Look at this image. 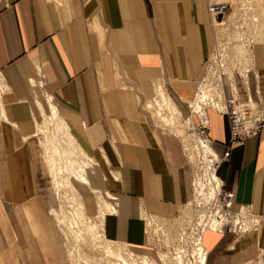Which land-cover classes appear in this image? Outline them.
<instances>
[{"label":"crops","instance_id":"0c3cea01","mask_svg":"<svg viewBox=\"0 0 264 264\" xmlns=\"http://www.w3.org/2000/svg\"><path fill=\"white\" fill-rule=\"evenodd\" d=\"M223 1L0 0V214L13 224V215L41 213L32 151L52 114L94 161L86 184L114 198L108 237L146 251V215L174 217L193 195L179 142L147 103L162 94L171 109L167 92L183 116L194 100V113L207 114L196 107L215 47L208 6ZM248 72L250 97L264 98V41L254 44ZM231 84L227 95L232 86L240 93ZM208 115L215 150H230L218 166L222 185L234 193V209H249L260 223L230 238L208 229L203 242L214 264H251L264 248V126L230 145L228 116Z\"/></svg>","mask_w":264,"mask_h":264},{"label":"rangeland","instance_id":"374dc122","mask_svg":"<svg viewBox=\"0 0 264 264\" xmlns=\"http://www.w3.org/2000/svg\"><path fill=\"white\" fill-rule=\"evenodd\" d=\"M255 2L259 18L256 31L260 35L258 42H261L264 41V0ZM224 23L234 26L240 23L243 26L238 25L237 28L243 29L241 34L247 37V17L242 18L241 14H236ZM232 33L236 34L234 31ZM224 44V41L219 44L216 56L210 55L208 64L223 62L230 71L222 69L224 66H220L221 71L216 67L210 69L207 65L201 87H205L216 102L220 101L219 94L223 97L221 90L224 85L228 87L234 79L238 83L241 98L248 102L250 94L244 79L247 77L244 76L242 53L231 44L230 47ZM232 71L233 78L230 73ZM219 74L222 75V83ZM2 88L0 81V95ZM166 95L171 101V109L162 94L156 102V93L147 107L161 130L179 142L180 151L191 170L193 195L174 217L152 215L153 220H148L146 215L144 221L149 235L147 250H135L108 237L104 219L107 214L112 215L109 209L113 204L110 200L114 198L78 178L81 169H85L86 176H89L94 161L89 160L65 120L50 114L43 118L32 151L37 180L36 199L41 213L22 217L13 215V224L9 218H5V214H0V264H10V256L18 259L16 264H126L125 260L130 264H145L147 261L151 264H214L213 256L203 242V235L210 229L212 221H222V229L216 232L226 238L246 235L259 225V217L252 212L247 210L239 213L240 210L236 211L232 206V212L229 213L221 200V203L216 202L220 191H225L222 182L218 195L212 196L217 180H211V175H217L220 179L218 166L224 157L219 156L215 150L209 131L207 139L198 129L203 122L206 126L208 124L210 130L209 110L221 113L218 108H213L212 99H207L203 105L206 115L199 117L194 113V100L188 102L192 114L183 116L167 92ZM257 102L258 99H254L249 107L253 113L255 108H259ZM174 111L176 114H173ZM205 144H209L213 151L207 149ZM2 209L3 204L0 202ZM199 236L201 242L198 249L201 251L203 248L201 255L195 245ZM108 248L112 252L107 251ZM262 250L264 248L251 264H264Z\"/></svg>","mask_w":264,"mask_h":264},{"label":"bare ground","instance_id":"6f19581e","mask_svg":"<svg viewBox=\"0 0 264 264\" xmlns=\"http://www.w3.org/2000/svg\"><path fill=\"white\" fill-rule=\"evenodd\" d=\"M214 3H218V2H214ZM255 3H257V2H255V0H236L235 1V5H234V11L228 17H222V16H220L218 14H214V26H215V35L216 36H215V47H214V51H213L212 55L214 54L216 56L217 47L219 46V44L221 42H222V44H223V41H224V43L226 42V44H224V45H227V47L228 46L230 47L229 44H231L233 48H235L236 50H238L239 52L242 53L241 54V60H242V63H243V68H244L243 69L244 70V76H246V77H247V72L250 70L249 67H252V64H253V46H254L255 43L260 41L259 40L260 39V35L256 31V28H257L258 22H259L258 21L259 18H258L257 14H256V11H258V10H257V7H256ZM236 14L237 15L241 14L242 18H246L247 17V37H246L245 34H241V32H242L241 30H243V29L238 30V28H237L238 25H240L241 27L243 26L240 23H238V25H236V26L224 23L226 19L233 18ZM229 23H233V22H229ZM218 25H219V28L217 29L216 26H218ZM230 26H231V28H229ZM233 31L236 32V34H233L232 33ZM227 34H229V37H227ZM221 61H223V59L220 60V62ZM215 62H217V61H215ZM218 64L210 63L208 68L213 69V68L216 67V68H218V70H221V71H222V69H228V72L230 71L228 66H226V65L224 66L223 62L218 63ZM220 66L221 67L224 66V67L221 69ZM230 73L234 74L233 71L230 72ZM218 78L220 79V81L222 83V81H223L222 75L219 74ZM202 89H203V87H201L200 93L202 92ZM221 89H223V87ZM234 90L237 93L236 95H238V97H240L238 91L235 88H234ZM221 92H223V97H221L222 95L219 94L218 96H220V101L216 100V102H215L214 98H212L210 96V94H208L206 91H203V93H201V95L199 96V99H198V102H197V107H196L197 111L200 113L201 111H203V109L205 110L203 105H204V103L206 102L207 99H212L211 101H212V103H214L213 108L216 107V108H218V110L223 108V105H225V99L227 98L228 95L225 93L224 89L221 90ZM259 98H261V97H259ZM241 101H244V100L242 99ZM245 101H247V99ZM49 102H51V101H49ZM201 114L202 115L199 116V117H202V116L206 115L205 113H201ZM206 120H207V123H208L207 117H206ZM205 147L207 149L213 151L212 147L209 146V144H205ZM77 175H78V178L80 180H82L85 184L87 183V180H86V178L84 176V169H81L78 172ZM211 177H212L211 180H213V179L217 180V184L213 186L214 188H213V195H212V196H217L218 193H219L220 186H221V183H220L221 181H220V179H219V177L217 175H213V176L211 175ZM222 193H223V191L222 192L220 191L219 196H218V200L216 202L221 203L220 200L222 201V198H221ZM222 206H223V204H222ZM111 210H112V207H111ZM247 210L250 212L249 209H241L239 211V213H241V212L244 213ZM147 216H148V220H153L152 215H147ZM146 219H147V217H146ZM221 226H222V221L221 220H214V221H212V223L209 226V228L212 231H220V229H222ZM199 241L201 242V237L200 236H199V239L197 238V241H195V245L197 246V249L199 248ZM202 249H201V251H200V249H198L199 255L202 254V252H203ZM107 251L112 252V250L110 248H108ZM262 251H264V250H262ZM121 258H122V256H121ZM145 258H147V257H145ZM178 258H179L178 260L180 262L181 261V256H179ZM124 263L130 264V263H127L126 260H125ZM145 264H151V263L147 261Z\"/></svg>","mask_w":264,"mask_h":264},{"label":"built area","instance_id":"2783aa9c","mask_svg":"<svg viewBox=\"0 0 264 264\" xmlns=\"http://www.w3.org/2000/svg\"><path fill=\"white\" fill-rule=\"evenodd\" d=\"M235 1L236 0H228L218 3L211 2L208 6V10L213 17L214 14H218L222 17H228L234 11ZM250 68L251 67H249V69ZM231 88L232 92L225 99V105H223V108L218 110L228 116L230 125V145L257 134L264 126V98L258 99L257 103L259 108H255V112L253 113L249 107L254 103V99L248 96V102L241 101L242 99L236 95L237 93L235 92L233 86ZM198 129H200L201 134L208 139V124L206 126L203 122H201ZM229 154L230 150L227 149L224 154V158H227ZM221 198L225 209L231 213V207L234 203V194L232 192L223 191Z\"/></svg>","mask_w":264,"mask_h":264}]
</instances>
